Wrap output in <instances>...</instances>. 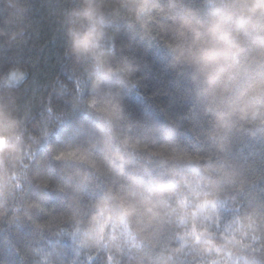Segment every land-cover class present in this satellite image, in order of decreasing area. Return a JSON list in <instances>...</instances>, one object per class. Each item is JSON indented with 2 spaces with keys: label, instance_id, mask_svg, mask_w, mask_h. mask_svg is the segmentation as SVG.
Segmentation results:
<instances>
[{
  "label": "clouds",
  "instance_id": "obj_1",
  "mask_svg": "<svg viewBox=\"0 0 264 264\" xmlns=\"http://www.w3.org/2000/svg\"><path fill=\"white\" fill-rule=\"evenodd\" d=\"M13 17L0 18V244L15 241L20 264H76L82 249L174 227L171 171L145 167L127 150L132 138L171 144L178 136L175 124L131 103L146 86V56L153 47L166 53L211 136L245 55L241 26L264 30V0H74L59 19L67 79L50 85L57 103L31 113L13 106L31 83L30 69L7 56L24 35ZM244 264H264V254Z\"/></svg>",
  "mask_w": 264,
  "mask_h": 264
},
{
  "label": "trees",
  "instance_id": "obj_2",
  "mask_svg": "<svg viewBox=\"0 0 264 264\" xmlns=\"http://www.w3.org/2000/svg\"><path fill=\"white\" fill-rule=\"evenodd\" d=\"M73 2L11 0L14 7L9 9L7 0H0V18L14 11L13 30L23 29L24 32L7 56L20 60L30 69V85L22 88L13 102V106L19 105L26 113L34 112L42 103L58 102V97L51 94L50 85L57 77L67 79L61 70L64 39L59 24L60 11L63 6ZM0 27L3 25L0 24ZM240 35L245 55L231 84L230 90L234 94L229 99L227 113L221 114L223 126L211 136L200 107L195 104L188 106L192 103V95L177 76L178 70L170 66L169 58H166V53H161L162 50L156 47L150 49L145 59L146 86L142 85L139 94L132 96L131 103L136 109H151L156 115L175 124L179 130L178 136L171 144L141 142L138 138H132L128 141L127 150L134 160L157 171L170 170L173 173L177 166L191 171L197 165L202 169L211 165L213 181L230 183L226 187L233 188H239L243 181L244 191L240 199L247 205L264 199V30L253 28L245 22ZM5 55L4 50L0 49V61ZM233 113H238L240 119L234 120ZM65 151L71 159L78 155L77 149ZM183 183L187 186L185 195L190 196L191 203L195 205L200 202L201 193L191 183V176ZM171 195V192L166 194ZM235 227L238 229L234 233L236 238L251 247L229 244L212 259L219 260L221 264H244L249 255L264 254V248H261L264 232L253 233L247 227V221ZM221 230L215 229L217 232ZM173 231L174 227L161 225L146 232L133 230L107 249H82L73 259L76 264H211L206 257L193 255L191 241L202 231L196 221L189 219L188 235L183 228L179 230L178 235L185 236L188 243L184 244L182 252L175 259V249L171 244ZM253 234L258 238L255 241ZM11 244H0V264H20L23 253L15 248V241ZM252 249L259 251L252 252ZM229 251L231 255H228ZM107 256L112 257V262L107 261ZM24 264H27L26 260Z\"/></svg>",
  "mask_w": 264,
  "mask_h": 264
},
{
  "label": "snow or ice",
  "instance_id": "obj_3",
  "mask_svg": "<svg viewBox=\"0 0 264 264\" xmlns=\"http://www.w3.org/2000/svg\"><path fill=\"white\" fill-rule=\"evenodd\" d=\"M172 175L174 177L173 186L168 189L172 195L166 200V206L172 214L169 222L174 225L171 242L172 248L175 249L173 259L182 252L184 244L188 243L185 236L178 235V232L183 228L186 235L189 234L187 232L189 219L196 221L202 230L191 241L193 255L206 257L211 264H221L219 260L212 258L217 256L221 248L229 244L242 248L251 247L236 238L234 233L238 229L235 226L247 221V227L252 229L253 233L264 232V199L258 203L249 202L246 205L244 200L240 199V194L244 191L243 181L240 182L239 188L226 187V184L230 183H223L221 180L213 181L211 165L203 169L197 165L190 172L177 166ZM189 176L197 192L201 193L199 195L201 200L195 205L191 203L190 196L185 195L187 186L183 181ZM197 177L199 179H196ZM201 181L204 183L201 184ZM177 184L180 185L179 188L175 186ZM156 226H151L149 230ZM215 229L222 230L217 232ZM103 230L101 226L100 232L102 233ZM252 239L255 241L258 238L253 234ZM213 241L215 243H212ZM261 248H264V243H261ZM231 254L229 251L228 255ZM107 261L112 262V257L107 256Z\"/></svg>",
  "mask_w": 264,
  "mask_h": 264
}]
</instances>
